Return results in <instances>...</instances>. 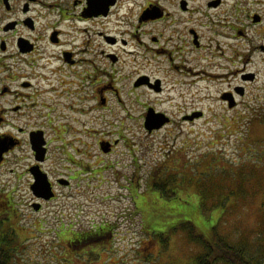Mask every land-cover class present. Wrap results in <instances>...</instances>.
<instances>
[{"label":"rangeland","instance_id":"obj_1","mask_svg":"<svg viewBox=\"0 0 264 264\" xmlns=\"http://www.w3.org/2000/svg\"><path fill=\"white\" fill-rule=\"evenodd\" d=\"M235 3L233 0L230 10L218 14L216 21L218 28L232 33L233 48L241 51L240 56L234 53L232 65H240L248 53L249 68L259 73L243 102L230 108L221 99L223 91L239 78L163 76L161 56L152 51L138 55V67L133 61L124 69L145 71L154 80L160 78L164 92L135 87L138 76H105L106 80L115 79L125 102L118 106L111 99L108 108L92 109L83 116L87 125H80L82 132L78 134L82 139L77 144L82 150L87 149L82 157L93 171L85 174L82 170L83 175L74 180L71 188L62 189L61 201L46 204L39 212L16 201L13 213L1 227L15 234L13 264H190L193 256L203 251L201 246L184 233L175 232L167 238L164 250L160 235L188 219L207 234L220 216L224 219L223 234L229 240L247 245L253 254H264V51L254 49L264 45V18L261 24H255ZM241 29L246 37L237 36ZM6 63L0 64V76H18L16 65ZM213 68L217 72L223 70ZM36 70L37 75L32 76H50L49 69L46 73L38 67ZM92 92V86L83 90ZM148 103L163 108L174 122L163 130L148 132L141 118ZM81 104L87 107L91 103L83 99ZM193 107H199L194 113L202 115L192 121L186 116L194 114ZM54 124L46 128L51 158L61 156L57 154L59 143L53 131L59 124L55 121ZM74 135L68 131L65 136ZM100 139H119V144L111 153H105L98 145ZM26 152L25 147L17 148L9 157L12 161L0 165V192L14 191L16 200L25 193L26 179H19L10 169H18L14 158ZM60 172L57 169L52 175L56 177ZM156 174L163 179L164 175L169 179L179 176L178 187L169 186L176 189V196L162 197L149 186ZM205 187L211 190L204 191ZM201 190L228 193V199L218 197L225 198L222 201L227 206L225 212L222 214L215 205V199L208 204L204 198L201 205ZM211 203L216 207H211ZM56 208L58 215L54 213ZM100 222L113 223L110 227L113 233L104 243L92 246L69 243L70 230H89Z\"/></svg>","mask_w":264,"mask_h":264},{"label":"flooded vegetation","instance_id":"obj_2","mask_svg":"<svg viewBox=\"0 0 264 264\" xmlns=\"http://www.w3.org/2000/svg\"><path fill=\"white\" fill-rule=\"evenodd\" d=\"M232 3L233 0H0V54L3 55L0 64L7 65L6 61H10L19 71L18 76H0V141H6L8 147L0 165L11 162L9 157L17 148L25 147L27 151L14 158L18 169L10 167L11 173L26 179L25 193L16 200L14 191L0 192V203L11 207V211L15 201L26 203L39 212L46 204L61 201L62 189L71 188L74 180L83 175L82 170L85 174L93 171L82 157L87 149L82 150L77 144L82 139L78 134L82 132L80 125H87L83 116L92 109L108 108L111 99L118 106L125 102L115 79L106 80L105 76H138L136 81L141 83L136 85L135 81V87L164 92L160 78L154 80L145 71L124 69L133 61L138 67L140 54L152 51L160 55L165 68L163 76H235L239 81L230 84L221 99L229 107L233 102L230 108L242 103L259 73L249 68L248 53L240 65H232L234 53L240 56L241 51L233 48L232 33L217 27L216 16L230 10ZM235 4L255 24L262 23L264 0H236ZM255 17L260 19L255 21ZM237 36L247 34L241 29ZM254 49L264 51V45ZM215 66L223 70L217 72ZM36 67L42 73L49 69L50 76H32L37 75ZM88 86L94 92L83 93ZM83 99L90 106L83 107ZM150 108L164 119V109L148 103L141 117L144 126ZM199 109L193 107L191 112ZM62 111L68 114L62 115ZM185 116L183 121L188 119ZM127 118L131 117L127 115ZM170 118L166 125L174 122ZM53 120L59 124L53 131L59 143L57 154H61L55 158H51L47 131ZM6 127L12 130L4 131L2 128ZM163 129L164 124L150 133ZM39 131H43L46 141L43 155L36 152L32 142ZM68 131L75 135L66 137ZM84 144L87 146V142ZM118 144L119 139L98 140L103 152L104 146L109 148L107 153ZM57 169L62 172L54 177L52 174ZM39 170L51 182L55 195L50 200L34 193L35 173ZM37 204L41 205L39 209ZM54 213L59 214L57 208ZM100 230L103 234V225Z\"/></svg>","mask_w":264,"mask_h":264},{"label":"trees","instance_id":"obj_3","mask_svg":"<svg viewBox=\"0 0 264 264\" xmlns=\"http://www.w3.org/2000/svg\"><path fill=\"white\" fill-rule=\"evenodd\" d=\"M219 154V152H214ZM220 166V165H219ZM179 176L166 178L164 175V179L161 174L153 175L152 184L149 185L154 191H157L162 197L170 199L172 196H176V189L169 188L170 185L178 184ZM178 187V186H177ZM210 188H203V190H207ZM211 190V189H210ZM201 190L202 197L200 196V202L202 205V200L208 201L210 199H215V205L219 207L223 212H225L226 204L222 202L224 199H219L222 197L229 198L228 193L223 191H214V195L211 191L204 192ZM223 196H222V195ZM219 197V198H218ZM204 203V201H203ZM209 204V203H208ZM215 205H212L211 207ZM17 206L15 201L14 207ZM2 207V210H1ZM11 207H6L4 204L0 203V264H13V251L14 247V232H8L7 230L2 229V224L8 219L13 213L10 210ZM223 218L219 217L217 223L213 225L210 231H207V234L202 232L199 227L195 224L193 220H181L177 222L176 226L172 229H169L163 234L160 235L161 242L164 245V250L167 247L168 240L171 235L175 232H182L186 235V237L193 243L201 246L203 251L199 254H195L191 260L190 264H264V254L262 256H258L257 254H253L250 252V249L247 245H243L240 242H233L229 240L224 234L222 230ZM113 223L103 222L101 224H96L90 230H80L78 231H69L68 233L71 235L69 243L73 246L78 245H87L92 246L93 244L104 243L105 240L110 238V234L113 233L111 230V226ZM103 225L104 233L100 230V226ZM100 233V234H98ZM109 237V238H108Z\"/></svg>","mask_w":264,"mask_h":264},{"label":"water","instance_id":"obj_4","mask_svg":"<svg viewBox=\"0 0 264 264\" xmlns=\"http://www.w3.org/2000/svg\"><path fill=\"white\" fill-rule=\"evenodd\" d=\"M259 19H260L259 17L254 18L255 21H258ZM158 82H160V79H158ZM140 83H141V81H136V85H139ZM226 97L227 96L224 95V98H226ZM230 100H232V99H230ZM233 106H234V103L231 102L230 107H233ZM201 115H202V112H197V113H194L193 115H190L186 118L193 120L195 118H199ZM160 116H162L161 113H155L153 108L149 109L147 117H146V123H145V128L149 132L153 131L154 129L161 128L163 126V124L165 126L167 123H169L170 117L168 115H166L164 113V119L161 118ZM39 132L40 133L35 132V134H37V136L34 139L32 137V142L34 144L36 152L42 153V155H43L45 153V148L43 147V145H45L46 141L43 138L44 137L43 133H42L43 131H39ZM103 150L105 152H108L109 148L104 146ZM6 151H8V147L6 146V141H0V162L2 161L4 153ZM35 175H36V181L33 185V190H34L35 195L39 198L50 200L55 194H54V191L52 189L51 182L48 179V175L46 173L42 172L41 170L37 171V173H35ZM40 207H41L40 204L36 205V209H39Z\"/></svg>","mask_w":264,"mask_h":264}]
</instances>
